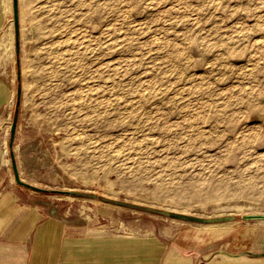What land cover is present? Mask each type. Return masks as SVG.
<instances>
[{
  "label": "rangeland",
  "instance_id": "obj_1",
  "mask_svg": "<svg viewBox=\"0 0 264 264\" xmlns=\"http://www.w3.org/2000/svg\"><path fill=\"white\" fill-rule=\"evenodd\" d=\"M1 20L23 200L194 264H264V0H17L16 27L0 0Z\"/></svg>",
  "mask_w": 264,
  "mask_h": 264
},
{
  "label": "crops",
  "instance_id": "obj_2",
  "mask_svg": "<svg viewBox=\"0 0 264 264\" xmlns=\"http://www.w3.org/2000/svg\"><path fill=\"white\" fill-rule=\"evenodd\" d=\"M5 96H0V126ZM3 143L0 134V264H194L193 258L158 240L85 235L61 218L41 215L6 180Z\"/></svg>",
  "mask_w": 264,
  "mask_h": 264
},
{
  "label": "water",
  "instance_id": "obj_3",
  "mask_svg": "<svg viewBox=\"0 0 264 264\" xmlns=\"http://www.w3.org/2000/svg\"><path fill=\"white\" fill-rule=\"evenodd\" d=\"M13 16H14V22H15V27H16V23H17V0H13ZM17 44V43H16ZM16 97H17V100H16V106L18 104V99L20 97V91H19V88L17 89V94H16ZM17 110V109H16ZM15 110V112H16ZM11 128H10V141H9V144L11 145V142H12V137H13V134H14V126H15V116L13 117V121L11 123ZM11 160H12V168H13V173H14V179H15V182L20 184V185H23V186H26V187H29L31 189H34V190H42L40 189L39 187H36L34 185H31V184H28L24 181H22L18 175V172L16 170V166H15V162L13 160V157L11 155ZM254 216H257V215H248V217H254ZM259 216V215H258Z\"/></svg>",
  "mask_w": 264,
  "mask_h": 264
}]
</instances>
